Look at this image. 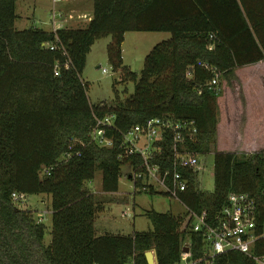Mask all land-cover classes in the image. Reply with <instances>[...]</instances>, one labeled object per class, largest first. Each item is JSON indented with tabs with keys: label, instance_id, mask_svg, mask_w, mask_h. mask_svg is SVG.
<instances>
[{
	"label": "trees",
	"instance_id": "trees-1",
	"mask_svg": "<svg viewBox=\"0 0 264 264\" xmlns=\"http://www.w3.org/2000/svg\"><path fill=\"white\" fill-rule=\"evenodd\" d=\"M16 4L0 0V264H128L132 259L148 264L145 252L152 248L159 264H176L187 237L195 256L202 253L203 236L189 229L187 211H148L153 224L148 231L97 232L103 202L87 182L101 171L102 190L116 191L121 166L140 157L121 159L118 146L90 142L95 115L114 114L123 131L154 117L195 120L198 139L187 140L180 150L201 155L214 150V190H201L198 173L183 169L189 184L181 201L214 216L231 192H249L264 219V150L217 149L221 78H238L237 69L264 61V0H93L86 23L56 31L18 29ZM130 31L171 33L152 47L140 74L124 65L122 47ZM107 36L109 63L121 74L114 89L133 81L135 90L92 105L82 73L92 45ZM216 75L218 83L211 85ZM158 144L152 162L172 169V136ZM14 192L50 196L49 244L47 225L15 201ZM216 264L253 263L230 251Z\"/></svg>",
	"mask_w": 264,
	"mask_h": 264
},
{
	"label": "rangeland",
	"instance_id": "rangeland-1",
	"mask_svg": "<svg viewBox=\"0 0 264 264\" xmlns=\"http://www.w3.org/2000/svg\"><path fill=\"white\" fill-rule=\"evenodd\" d=\"M79 4L78 9H70V3ZM70 7V8H67ZM74 11L75 16L79 13L93 11V0H65L54 4L53 0H17L16 4V27L25 29L29 27H39L52 29L53 10ZM91 8V9H90ZM90 9V10H89ZM82 19H74L70 26H77L86 23ZM74 23V24H73ZM69 25V23H68ZM171 36L170 32L165 31H130L127 33L123 43L124 65L131 70L141 73L144 66L146 55L152 47ZM111 41V36L102 37L95 41L88 53L87 63L82 73V78L89 83L88 97L92 105L101 102H110L116 98L118 93L121 98L132 94L135 90V83H117L116 90L114 83L120 80L121 74L115 71L108 59L107 46ZM262 67L255 66L238 71V74H250L255 71L264 74V61ZM103 69L107 71L104 72ZM237 72V71H236ZM238 77V75H237ZM241 79L234 78L227 80L221 78L222 93L218 98L219 104V126H218V145L220 150H241L239 146L238 125L241 114L244 91L241 86ZM201 159V169L198 172L199 187L203 191L212 192L214 190V150L199 156ZM121 177L118 190L104 192L102 190V172L98 171L92 181L87 182V188L96 193V198L102 200V210L96 217V229L98 233H122L132 234L135 231H148L153 229V224L147 212L156 210L159 212H172L175 215L186 213L184 203L161 190L155 192L139 191L134 189V182L129 177L132 169L130 164L125 163L121 166ZM22 207L32 211L34 217H38L48 211L44 223L47 225L45 243L52 241L51 235V198L47 194H28L26 198L19 202ZM130 264V263H128Z\"/></svg>",
	"mask_w": 264,
	"mask_h": 264
},
{
	"label": "built area",
	"instance_id": "built-area-1",
	"mask_svg": "<svg viewBox=\"0 0 264 264\" xmlns=\"http://www.w3.org/2000/svg\"><path fill=\"white\" fill-rule=\"evenodd\" d=\"M60 0H53L54 4ZM62 1V0H61ZM88 13L59 10L54 8L52 30L69 26L74 19L86 21ZM51 44L50 48L55 49ZM70 63H66L68 67ZM106 72V69H103ZM55 74L60 73L57 64ZM218 83V75L211 80V85ZM103 105V103H102ZM198 127L195 120H175L171 117H154L143 124H135L127 131L117 127L115 115L104 117L95 115V122L89 134V141L103 148L118 146L121 159L140 157L138 162H128L131 166L129 177L134 182L137 191L161 192L179 200L180 192L187 189L189 178L183 169L199 172L202 166L199 153L180 150L187 140L197 141ZM172 136L175 144L173 168H163L160 163L152 162L154 153L160 150L159 142L165 136ZM44 168L43 173L49 172ZM264 194V187L262 189ZM15 201L26 198L25 194L14 192ZM185 205V204H184ZM191 217L189 229L203 236L202 253L198 256L194 249L193 240L187 237L183 241L180 259L176 264H216L219 255L230 251H239L245 254L253 264H264V219L256 198L249 192H231L227 203L216 213L210 216L207 210L198 212L186 207ZM48 211L38 217L39 222L46 220ZM187 248V249H186ZM186 249V250H185ZM132 259L130 264H134Z\"/></svg>",
	"mask_w": 264,
	"mask_h": 264
},
{
	"label": "crops",
	"instance_id": "crops-1",
	"mask_svg": "<svg viewBox=\"0 0 264 264\" xmlns=\"http://www.w3.org/2000/svg\"><path fill=\"white\" fill-rule=\"evenodd\" d=\"M70 4L71 8H67L78 9L73 7H76L79 4H75V2H71ZM71 22H74V20L70 21L69 25H72ZM47 30L52 29L49 28ZM127 33L125 35V40ZM262 64L263 61H260L237 69V75L242 81L241 86L244 91V101L241 112L243 117L240 119V124L238 125L239 146L241 145V152L251 153L264 150V74L258 71H255L254 73L251 72L250 74H238V71H241L242 69L255 66L262 67Z\"/></svg>",
	"mask_w": 264,
	"mask_h": 264
},
{
	"label": "water",
	"instance_id": "water-1",
	"mask_svg": "<svg viewBox=\"0 0 264 264\" xmlns=\"http://www.w3.org/2000/svg\"><path fill=\"white\" fill-rule=\"evenodd\" d=\"M145 255H146L148 264H159V258H158V253H157L156 248H152L150 250H147L145 252Z\"/></svg>",
	"mask_w": 264,
	"mask_h": 264
}]
</instances>
